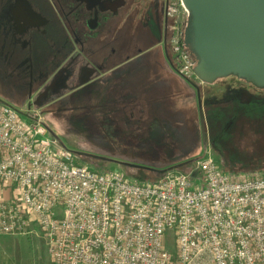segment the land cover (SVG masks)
Masks as SVG:
<instances>
[{
  "label": "built area",
  "instance_id": "obj_1",
  "mask_svg": "<svg viewBox=\"0 0 264 264\" xmlns=\"http://www.w3.org/2000/svg\"><path fill=\"white\" fill-rule=\"evenodd\" d=\"M166 11L176 71L191 83L189 12L181 0ZM41 109L0 99L1 234H27L33 220L50 264H264V175L224 173L209 146L190 170L153 182L96 171L75 162Z\"/></svg>",
  "mask_w": 264,
  "mask_h": 264
},
{
  "label": "rangeland",
  "instance_id": "obj_2",
  "mask_svg": "<svg viewBox=\"0 0 264 264\" xmlns=\"http://www.w3.org/2000/svg\"><path fill=\"white\" fill-rule=\"evenodd\" d=\"M140 67L144 71H174L164 60L160 65L135 60L119 72L61 98L55 108L41 109L47 126L76 155L77 164L102 172L121 171L132 181L153 182L168 167L179 165L176 168L190 170L192 159L209 146L224 173L241 178L264 175V88L235 74L220 77L211 84L192 76L190 81L198 87V91L190 87L196 91L195 103L183 105L179 101L172 106L167 100L152 103L156 101L152 98L146 101L143 110L136 106L130 92L120 94L110 87L120 74L127 75L129 88L134 89L132 76H138L135 72ZM146 76H142L141 83L148 82ZM186 86L185 83V92ZM162 88L164 93L167 88L165 85ZM243 91L250 93L248 100L239 97ZM161 93L159 88L156 94ZM116 94L120 102H116ZM25 98L4 87L0 80V99L21 107ZM199 109L203 112L204 137ZM126 163L140 167L125 166ZM28 226L29 233L13 235L8 248H17L20 264H50L39 226L33 220Z\"/></svg>",
  "mask_w": 264,
  "mask_h": 264
},
{
  "label": "flooded vegetation",
  "instance_id": "obj_3",
  "mask_svg": "<svg viewBox=\"0 0 264 264\" xmlns=\"http://www.w3.org/2000/svg\"><path fill=\"white\" fill-rule=\"evenodd\" d=\"M173 1L0 0V80L26 105L51 110L117 62L156 58L176 71Z\"/></svg>",
  "mask_w": 264,
  "mask_h": 264
},
{
  "label": "water",
  "instance_id": "obj_4",
  "mask_svg": "<svg viewBox=\"0 0 264 264\" xmlns=\"http://www.w3.org/2000/svg\"><path fill=\"white\" fill-rule=\"evenodd\" d=\"M181 2L189 12L184 42L196 57L194 72L200 82L211 84L235 74L264 88V0ZM198 113L204 137L203 112Z\"/></svg>",
  "mask_w": 264,
  "mask_h": 264
},
{
  "label": "crops",
  "instance_id": "obj_5",
  "mask_svg": "<svg viewBox=\"0 0 264 264\" xmlns=\"http://www.w3.org/2000/svg\"><path fill=\"white\" fill-rule=\"evenodd\" d=\"M135 60L136 58L129 59L128 61H123L121 64H119L118 62L111 64L108 67L107 71L102 75V77H107L110 74L119 72L125 66L129 65L130 63L135 62ZM148 62H151V63L155 62V64L160 65V63L162 62V59H156V58L149 59ZM174 71L172 70H169L168 72L166 70H160V71L157 70L155 72L146 71V70L144 71L143 68L140 67V68H136V72H135V74L138 76H132L135 79L134 89L129 88V82L127 80V75H120V74L116 75V79L110 84V87L113 88L114 91H119L120 94H122L123 92H127V93L130 92V95L134 99V102H136V106L140 109H143L144 105L147 104L146 102L147 100L152 101L151 100L152 98H155L156 100V101H152V103L153 102L158 103L159 101L167 100V103H169L172 106L174 105V103L179 102V101H181L183 105L185 103L186 104H191L193 102L195 103L196 101L195 92L196 91L192 89V88L195 89V86H196L195 83L191 82L190 84L189 82H186L184 79L180 77V75L176 71L175 72ZM144 75H147L145 77V79L148 80L146 84L141 83L144 79V77L142 76ZM153 80H156L154 87L151 86L153 85ZM138 83H140L142 86ZM185 83L188 85V87L186 86L187 92H185V88L183 87ZM175 84L177 87L175 86ZM146 85H149V87H143ZM163 85H165V88H167V90L164 93H163V88H162ZM156 86H158V88L155 90ZM125 88H127V90H125ZM159 88L162 89V93L156 94ZM150 89H153L152 93H150ZM190 91H192V93ZM204 93H207V90H205ZM119 98L120 96L116 94V100H117L116 102H120ZM139 120L140 121L142 120L141 115L139 116ZM136 125H139V123H136ZM1 194L4 197H6L9 195V191L4 189L2 190ZM12 236L13 235L0 233V264H20L17 248L15 247L13 250H10L8 248L9 241L13 242L14 240L11 238ZM14 236L16 235L14 234Z\"/></svg>",
  "mask_w": 264,
  "mask_h": 264
},
{
  "label": "trees",
  "instance_id": "obj_6",
  "mask_svg": "<svg viewBox=\"0 0 264 264\" xmlns=\"http://www.w3.org/2000/svg\"><path fill=\"white\" fill-rule=\"evenodd\" d=\"M188 49V51H190L191 52V50L189 49V48H187ZM192 53V52H191ZM174 167H179V165H177V166H174ZM146 169H149V168H146ZM166 169H164V170H161L160 171V173H163L164 171H165Z\"/></svg>",
  "mask_w": 264,
  "mask_h": 264
}]
</instances>
